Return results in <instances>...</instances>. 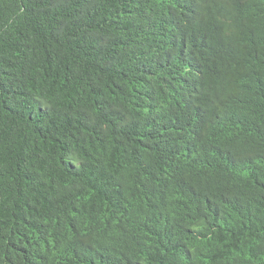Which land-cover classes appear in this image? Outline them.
I'll return each mask as SVG.
<instances>
[{
  "label": "trees",
  "instance_id": "obj_1",
  "mask_svg": "<svg viewBox=\"0 0 264 264\" xmlns=\"http://www.w3.org/2000/svg\"><path fill=\"white\" fill-rule=\"evenodd\" d=\"M0 264H264V0H0Z\"/></svg>",
  "mask_w": 264,
  "mask_h": 264
}]
</instances>
